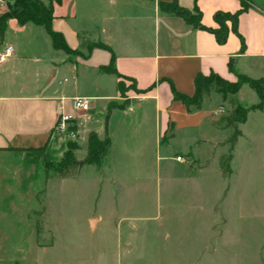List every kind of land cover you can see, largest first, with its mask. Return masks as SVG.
Listing matches in <instances>:
<instances>
[{
    "label": "rangeland",
    "instance_id": "1",
    "mask_svg": "<svg viewBox=\"0 0 264 264\" xmlns=\"http://www.w3.org/2000/svg\"><path fill=\"white\" fill-rule=\"evenodd\" d=\"M237 77L248 78L227 82ZM118 88L112 107L137 92L126 78ZM239 91L206 98L174 139L167 132L157 142L154 123L132 125L136 108L128 121L94 105L80 113L96 118L87 129L71 121L43 151L0 153V264H264V109L239 126L230 174L219 168L233 100L258 103L247 84ZM92 133L111 141L102 166L45 182L44 165L81 161Z\"/></svg>",
    "mask_w": 264,
    "mask_h": 264
},
{
    "label": "crops",
    "instance_id": "2",
    "mask_svg": "<svg viewBox=\"0 0 264 264\" xmlns=\"http://www.w3.org/2000/svg\"><path fill=\"white\" fill-rule=\"evenodd\" d=\"M176 1L190 13L197 8L207 28H214L218 12L233 14L241 3L246 10L237 18V33L226 25V41L219 44L209 31L161 11L159 5L172 0H60L53 6L51 27L63 35L75 56L53 50L42 28L21 27L10 20L0 45L13 48L12 56L0 65V153L11 152L5 151L9 148H47L60 113L87 129L96 118L88 120L74 112L75 98L89 100L87 112L95 105L106 117L116 112L128 121L136 108L138 119L132 125L154 123L157 142L167 132L174 139L178 127L195 119L204 102L198 113L189 114L173 99L171 86L192 97L198 75L213 74L229 82L235 73L249 79L264 77V0ZM4 10L0 6V13ZM111 59L115 73L132 81L137 91L124 93V107H112L121 96L117 76L99 72Z\"/></svg>",
    "mask_w": 264,
    "mask_h": 264
},
{
    "label": "trees",
    "instance_id": "3",
    "mask_svg": "<svg viewBox=\"0 0 264 264\" xmlns=\"http://www.w3.org/2000/svg\"><path fill=\"white\" fill-rule=\"evenodd\" d=\"M5 3V10L0 13V45L4 42L7 24L10 20H15L19 26L32 25L34 27L42 28L48 35L51 46L55 51H61L68 56L77 55L66 44L62 34L55 32L52 27L53 21V6L59 4L60 0H2ZM241 8L233 13H221L218 12L214 15L213 19L215 24L218 25L217 29L207 28L201 24V13L195 8L196 20L192 21L189 17L190 12L180 9L176 0H172L169 4L161 3L159 5L161 11L167 14H175L180 16L187 24H190L196 28L209 31L215 36L217 43L224 44L228 34V28L224 24V18L229 17L231 21V30L236 32V23L238 16L246 10L245 4L241 3ZM241 49L244 51L243 39L240 38ZM98 47L104 49L103 45H91L90 48ZM229 69L232 70V65L229 63ZM99 72L106 75H116L120 78L114 70L113 59L106 67H101ZM238 82L234 85H230L226 80L216 75H209L203 77L198 75L195 78V92L192 97H187L176 93L171 86L173 99L183 104L187 113L197 112L202 109L203 102L206 98H209L213 93L218 95H231L235 96L242 85L247 84L248 87L257 95L258 103L248 108H242L238 105L234 99L232 104V110L230 115L224 119V127L231 129L232 134L225 141L227 144V152L219 158V168L222 174L229 175L230 163L233 159L234 147L238 139L242 136L239 126L246 121L247 114L250 111L263 110L264 109V77L252 80L248 78L237 77ZM118 88V84H117ZM120 92V89L118 88ZM172 125L170 126V129ZM111 147V141L108 136L103 139H99L95 133H92L87 140L86 155L78 161L75 158L64 156L58 163H49L44 165L45 182L49 179H69L75 177L83 167L95 166L101 167L103 161L107 157ZM45 147L40 149H5V151L17 152V153H30L43 151Z\"/></svg>",
    "mask_w": 264,
    "mask_h": 264
},
{
    "label": "built area",
    "instance_id": "4",
    "mask_svg": "<svg viewBox=\"0 0 264 264\" xmlns=\"http://www.w3.org/2000/svg\"><path fill=\"white\" fill-rule=\"evenodd\" d=\"M0 3H2L0 1ZM13 54L12 46H4L0 48V65L4 63L8 58H10ZM72 110L76 113L87 112L90 108V103L88 99L84 98H75L71 103ZM72 121V117L70 115H59V118L56 123V127L60 131H64L66 125Z\"/></svg>",
    "mask_w": 264,
    "mask_h": 264
}]
</instances>
